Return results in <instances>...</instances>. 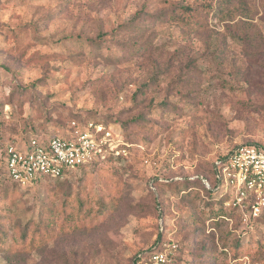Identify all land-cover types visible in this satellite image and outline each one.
<instances>
[{"label": "rangeland", "instance_id": "374dc122", "mask_svg": "<svg viewBox=\"0 0 264 264\" xmlns=\"http://www.w3.org/2000/svg\"><path fill=\"white\" fill-rule=\"evenodd\" d=\"M72 121L128 139L127 157L0 180V264H131L157 242L168 264H264V214L197 180L264 147V0H0V156Z\"/></svg>", "mask_w": 264, "mask_h": 264}, {"label": "built area", "instance_id": "2783aa9c", "mask_svg": "<svg viewBox=\"0 0 264 264\" xmlns=\"http://www.w3.org/2000/svg\"><path fill=\"white\" fill-rule=\"evenodd\" d=\"M130 144L101 123L72 121L66 135L47 140L31 139L22 146L8 145L0 156V171L9 182L28 187L47 179H62L68 174L107 163L110 158H125ZM216 186L221 196H231L230 204L246 217L264 214V147L237 145L217 156L213 162ZM157 242L135 255L132 264H168L171 249Z\"/></svg>", "mask_w": 264, "mask_h": 264}, {"label": "trees", "instance_id": "16d2710c", "mask_svg": "<svg viewBox=\"0 0 264 264\" xmlns=\"http://www.w3.org/2000/svg\"><path fill=\"white\" fill-rule=\"evenodd\" d=\"M185 10H186V9H185ZM186 11H187V10H186ZM123 140H124L126 143L131 144V142H129L128 139H125V138H124ZM121 159H122V158H110V159L108 160L107 163H110V162H116V161H119V160H121ZM104 164H106V163H104ZM85 169H87V168H85ZM202 179H204V180H206V181L208 182V184H209V186H210L211 189H213V188L216 186L215 175H214V170H213V165H212V164H211V166H210V170H209L208 174L203 175V176H201V177H197V180H198L199 183L201 184L202 188H204V189L206 190L207 195L210 196L212 193H211V191H209L208 189H206V187L203 185V183H202ZM0 180H3V181L6 180V177H5L3 171H0ZM198 181H197V182H198ZM193 182H196V181H192L191 183H193ZM181 192H185V191H184V190H181ZM208 201H210V200H208ZM80 203H81V201H80ZM233 210H236V209H233ZM262 215H263V214H262ZM262 215H261V216H262ZM261 216H260V217H261ZM49 218H50V215H49V217L46 216V217H45V220H42L41 224L38 225V226H36V227H34L32 230H30L29 233H28V230L24 231L23 234H22L23 241H27V240L30 239V242L32 243V242L34 241L35 238L40 239V238L43 237L44 235H48V233L51 231V228H49V227H50V226H49V222H50ZM52 229H53V228H52ZM49 237H50V236H47L46 239L49 238ZM5 238H6L5 236L2 237V238H0V245H1V246H3V245H7V244L5 243ZM135 255H136V254H135ZM135 255H134L133 259H132L131 264L133 263V260H134V258H135Z\"/></svg>", "mask_w": 264, "mask_h": 264}]
</instances>
